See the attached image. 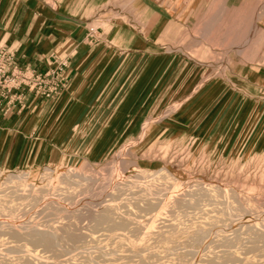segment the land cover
<instances>
[{
	"label": "rangeland",
	"instance_id": "374dc122",
	"mask_svg": "<svg viewBox=\"0 0 264 264\" xmlns=\"http://www.w3.org/2000/svg\"><path fill=\"white\" fill-rule=\"evenodd\" d=\"M36 1L118 68L59 160L0 168V264H264V0Z\"/></svg>",
	"mask_w": 264,
	"mask_h": 264
},
{
	"label": "crops",
	"instance_id": "0c3cea01",
	"mask_svg": "<svg viewBox=\"0 0 264 264\" xmlns=\"http://www.w3.org/2000/svg\"><path fill=\"white\" fill-rule=\"evenodd\" d=\"M45 7L36 0H0V45L14 51L21 64L44 66L42 58L53 52H75L66 69L68 86L62 102L37 100L32 94L11 107L0 101V168L59 160L75 126L115 87L118 65L113 51L103 45H80L72 28Z\"/></svg>",
	"mask_w": 264,
	"mask_h": 264
},
{
	"label": "built area",
	"instance_id": "2783aa9c",
	"mask_svg": "<svg viewBox=\"0 0 264 264\" xmlns=\"http://www.w3.org/2000/svg\"><path fill=\"white\" fill-rule=\"evenodd\" d=\"M44 66L23 65L15 53L0 49V101L11 107L24 102V97L49 99L66 83L67 59L57 56L42 58Z\"/></svg>",
	"mask_w": 264,
	"mask_h": 264
},
{
	"label": "bare ground",
	"instance_id": "6f19581e",
	"mask_svg": "<svg viewBox=\"0 0 264 264\" xmlns=\"http://www.w3.org/2000/svg\"><path fill=\"white\" fill-rule=\"evenodd\" d=\"M64 175H66L65 177H67V178H71V175L70 174H67L66 172H65ZM35 237H38L37 239H40V240H43L44 239V236H41V235H35ZM46 239H48V238H46ZM46 243H47V240H46ZM27 264H33V263H31L29 261V262H27Z\"/></svg>",
	"mask_w": 264,
	"mask_h": 264
}]
</instances>
